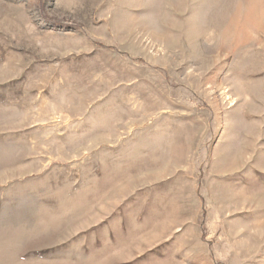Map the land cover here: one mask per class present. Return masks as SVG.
<instances>
[{
    "label": "rangeland",
    "instance_id": "374dc122",
    "mask_svg": "<svg viewBox=\"0 0 264 264\" xmlns=\"http://www.w3.org/2000/svg\"><path fill=\"white\" fill-rule=\"evenodd\" d=\"M0 264H264V0H0Z\"/></svg>",
    "mask_w": 264,
    "mask_h": 264
}]
</instances>
